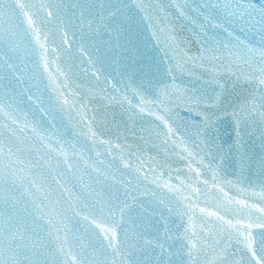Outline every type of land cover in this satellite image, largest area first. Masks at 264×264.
Returning a JSON list of instances; mask_svg holds the SVG:
<instances>
[{
    "label": "snow or ice",
    "instance_id": "obj_1",
    "mask_svg": "<svg viewBox=\"0 0 264 264\" xmlns=\"http://www.w3.org/2000/svg\"><path fill=\"white\" fill-rule=\"evenodd\" d=\"M0 264H264V0H0Z\"/></svg>",
    "mask_w": 264,
    "mask_h": 264
},
{
    "label": "water",
    "instance_id": "obj_2",
    "mask_svg": "<svg viewBox=\"0 0 264 264\" xmlns=\"http://www.w3.org/2000/svg\"><path fill=\"white\" fill-rule=\"evenodd\" d=\"M150 34V33H149ZM161 39H163L162 37H161ZM152 44H153V47H154V49L151 51V53L149 54V56L152 58V56H155L156 55V53H157V56H159V55H162V52L160 51V49L163 47V45L161 44V45H159V46H157L155 43H154V41H152ZM149 47V46H148ZM148 47H146V49L148 48ZM139 58H140V56H139ZM141 59V58H140ZM150 60H152V59H150ZM149 59H146V61L144 62L145 64H147L148 62L147 61H150ZM231 195H233V196H235L236 195V192H232V193H230Z\"/></svg>",
    "mask_w": 264,
    "mask_h": 264
}]
</instances>
